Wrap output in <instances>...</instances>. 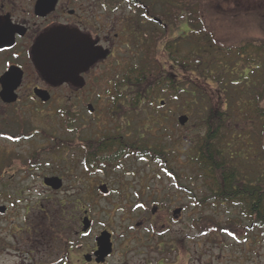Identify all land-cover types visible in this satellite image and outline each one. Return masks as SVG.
<instances>
[{
	"label": "flooded vegetation",
	"instance_id": "1",
	"mask_svg": "<svg viewBox=\"0 0 264 264\" xmlns=\"http://www.w3.org/2000/svg\"><path fill=\"white\" fill-rule=\"evenodd\" d=\"M206 3L208 6V0L199 4L195 0H0V258L15 257L17 264H229L222 235L238 231L225 225L211 230L219 240L202 242L200 253L199 242L193 247L176 236L162 237L177 228L172 223L181 222L183 212H174L176 208L158 212L162 206L150 208L139 202L140 219L134 226L123 227L130 235L122 243L125 236L119 238L112 219L106 223L91 212L87 199L98 196L96 191L87 194L77 189L69 208L63 204L57 208L51 202L54 192L65 189L63 176L54 168L67 165L64 154L71 142L65 138L66 131H75L79 137L78 153L85 170L123 166L119 162L123 150L125 158L134 155L136 148L149 151L145 138L138 141L140 146L126 138L133 127L121 128L125 111L129 113L125 117L134 118V97L128 91L133 83L110 82L109 92L114 89V95L104 98L103 65L111 67L107 61L119 51L135 55L133 60L136 55L144 56L150 35L164 41L165 50L160 54L167 53L166 39L171 32L178 38L180 50L183 39L197 31L189 25V10L184 19L182 9L206 8ZM55 30L65 32L68 48L69 41H74L71 44L82 51L85 63L74 78L61 82L42 75L37 61L40 46L44 53L43 39ZM153 46L158 48V44ZM113 118L118 129L110 128ZM39 168H50V172L39 177ZM53 177L61 179L60 188L46 183V178ZM40 178L43 193L52 194L44 198L48 205L32 200L37 198L34 184ZM98 188L99 197L105 199L118 193L108 181L102 180ZM123 194L122 198L131 199L130 193ZM17 204L19 210L14 209ZM10 237L13 239L8 240ZM196 252L199 255L194 259Z\"/></svg>",
	"mask_w": 264,
	"mask_h": 264
},
{
	"label": "rangeland",
	"instance_id": "2",
	"mask_svg": "<svg viewBox=\"0 0 264 264\" xmlns=\"http://www.w3.org/2000/svg\"><path fill=\"white\" fill-rule=\"evenodd\" d=\"M208 1L209 7L206 3L205 5L207 7L205 6L206 8H202L199 13L203 15L204 21V23L200 25L204 27V30L209 28V45H215L214 40L220 42H238L245 38H264V19L257 16L258 9L254 6H259V0ZM189 24L192 29H196L199 25L198 21H192ZM169 35L170 36H168L166 40L176 41L178 39L172 35V32L169 33ZM163 42L155 40L153 35H150V38L146 41L147 49H145L144 52L147 56H144L148 58L149 55H153V60L161 64L162 68H165L166 71V69H170L171 61H169V50H167V53L160 54L162 50H165ZM181 43H183V41ZM157 44L158 48H155L153 45ZM180 48V50L177 49L178 52L175 54L179 55V59L182 60L181 56L184 54V46L180 44ZM121 53L123 52L119 51L115 53L116 57H112L107 61V64L112 65L111 67L105 68L107 66L103 65L104 70L102 72L101 88L104 98L114 95V89L109 92L110 82L114 83L119 80L125 81L126 75L129 72L128 70L139 64L140 56L136 55L133 60L132 57L135 55L132 56V54H130L126 56V54L122 55ZM215 55L218 58L224 57V53L219 51H217ZM144 56L140 58L143 59ZM193 80L196 81L197 85L200 84L201 87H206L210 84L209 81L199 79L196 74ZM182 85H184L185 89H190L191 86V84ZM162 87L165 86L162 85ZM156 89L157 88L154 90ZM207 90L209 96L215 98V95L212 96L210 88ZM132 95L133 94L130 96ZM149 96L150 95H148L145 103L143 102L139 104V106H135L134 118L125 117L129 114L127 110L125 111L127 114L120 119L123 123L121 128L124 126L127 127L128 125L133 127L131 135L126 136V138L132 139L131 142H135L136 146H140V143H138L140 138L141 140L145 138L146 146L150 147V156H148V158L144 160L140 159V156H138L140 154L137 153L134 155L130 154L129 158H125L126 154L123 150L121 154L124 155V157L119 158V162L123 164V166H117L108 170L101 168L97 170H88L87 168V170H85L83 159L79 158L80 154L78 153L80 146L79 137H76L75 131H66V134H64L65 138L71 142L70 148H68L64 154L67 165L58 169H56V166L54 168V171H58L57 173L63 176L65 189L56 191L53 195L47 192L43 193L45 188L40 178L36 185L34 184V187L37 189L35 193L37 198L32 200L37 202V204L42 202L44 205H48L49 202L44 201V198L46 195H52L53 198L51 202H54L57 208H60L62 204L64 208H69L70 206L68 203L73 200L72 194L76 193L77 189L82 191L85 190L87 194L91 191H96L98 196L87 199V202L91 205V212H95V215H99L100 220L106 223L112 219L111 221L115 224L119 238L122 235L125 236V238L122 239V243L125 241L127 243V240H129L130 232L127 231L126 227L134 226V222L140 219L142 208L137 207L139 202L146 203L150 208L154 204L162 206V210L158 212H167L182 206L184 210L182 211L183 218L181 222L177 221V223H172L173 227L177 228L171 232L168 230L169 234L166 232L162 237L169 235L176 236L181 239V241L190 242L193 247L197 246L199 242L198 249L201 253L204 247L202 242L219 240L211 230H208L207 233L202 232L206 231L203 224L204 226L210 224L208 221L209 217L216 222H220L222 226L235 222L238 226L234 224V232H238L232 235L225 233V235H222L221 239L228 245L227 248H224V253L226 257L230 258L229 264H264L263 224H257L251 228L253 225L252 220L247 217L244 212V207H241L240 204H222L217 201H212L211 199H207L204 203L200 202L201 199L208 195L206 178L200 176V174L198 175V166H195L187 155H192V152H188L190 144L195 141L198 142L201 135L204 133L201 121L203 114L192 109L190 105L185 104V102L190 101L192 97L186 93L181 94L177 100H167V98L162 99L161 97L154 99L153 96H155V94ZM206 104L207 102L203 105ZM199 106L202 107L201 104H199ZM182 114L189 116V122L184 126L178 121V117ZM155 117L160 119L156 121L157 124L154 123L153 118ZM240 117L241 118L236 121L235 124L237 133L241 131L245 133L247 131H252L255 124V113L245 110ZM34 121L39 122L37 120ZM109 124L111 125V129H118V121L115 118H113L112 121L110 119ZM158 124L159 126H157ZM233 126L229 128L226 134L228 139L231 137V128ZM225 130L222 131L224 135ZM56 133L58 134V132ZM259 134L261 133L257 131V136L251 141L252 143L257 144L260 141ZM40 143H42V138L37 144L40 145ZM156 144H158V147H156ZM159 146L163 147L161 153L164 157L162 161L165 164H160L158 159L151 156L153 152L158 151ZM25 147L26 146H24V148ZM66 147L67 145H65V148ZM185 148L187 149L185 150ZM136 151L138 150H135V152ZM258 152L264 157V143L262 146L258 147ZM44 154H47V152H44ZM168 168L173 169L174 172L178 174L176 178L179 180H175L166 172L165 169ZM49 169L50 168H39L36 173H38L40 177L50 172ZM104 171H107L106 174H103ZM102 180L108 181V183L117 190L118 193L115 192L117 193V195L115 194L116 196L106 199L105 197H99L100 192L98 187ZM85 184L86 188L83 187ZM125 191L131 194V199L122 198V195H124L123 192ZM2 201L3 200H0V202ZM70 205L72 206L71 203ZM114 205H116V207ZM14 209L19 210V204H17ZM132 212H134V214ZM149 212H151V209ZM96 225L99 224L96 223ZM124 226L126 227L123 228ZM236 227H239V229L237 230ZM12 239L11 237L8 238V240ZM122 243L120 240L119 244L121 245ZM186 246L190 247L188 244H186ZM218 251L219 247L216 246L215 252ZM197 255H199L198 252L195 253L194 259H196ZM119 256H121V250L119 251ZM200 256L202 255L200 254ZM205 256L206 255H203V257ZM16 262H19V260L15 257L0 258V264H17Z\"/></svg>",
	"mask_w": 264,
	"mask_h": 264
},
{
	"label": "trees",
	"instance_id": "3",
	"mask_svg": "<svg viewBox=\"0 0 264 264\" xmlns=\"http://www.w3.org/2000/svg\"><path fill=\"white\" fill-rule=\"evenodd\" d=\"M195 1L199 4L202 0ZM259 2L258 7L254 6L258 9L257 16L264 19V0ZM187 10L188 21H198L199 25L194 32L196 35H188L181 43L184 46L182 60L175 54L178 52L176 41L166 40L170 69L165 71L153 60V55L140 58L139 64L130 68L126 75L125 81L133 83L128 91L135 95H132L135 106L143 103L148 95L155 94L154 99L161 97L167 100H177L183 93L190 95L192 99L186 100L185 104L203 114L204 133L198 142L190 144L188 152L192 155H187L198 166V175L206 178L208 195L200 202L211 199L222 204H240L253 224L264 225V157L258 152V147L264 143V38H245L238 42L214 40L215 45H209V28L204 30L200 25L204 23L203 15L199 13L202 8H183L184 19ZM217 51L223 52L224 57H216ZM195 74L210 84L206 87L197 85L193 80ZM182 84H191L190 89H185ZM208 88L215 98L209 96ZM205 102L207 104L203 105ZM245 110L255 113L253 130L237 133L236 121ZM153 119L155 124L160 120ZM231 126L232 134L228 139L226 134ZM257 131L261 133L260 141L254 144L251 141L257 136ZM161 149L163 147L159 146V152H153L151 156L165 164ZM135 150L134 154H140L141 158L150 156L146 149L140 147ZM165 170L172 178L178 179L173 169ZM208 221L209 225L203 224L206 231L223 228L220 222L210 217ZM234 224L238 226L235 222L225 226L234 231Z\"/></svg>",
	"mask_w": 264,
	"mask_h": 264
},
{
	"label": "water",
	"instance_id": "4",
	"mask_svg": "<svg viewBox=\"0 0 264 264\" xmlns=\"http://www.w3.org/2000/svg\"><path fill=\"white\" fill-rule=\"evenodd\" d=\"M64 34V31H53L49 37L43 39L46 43L44 46V53L41 54L40 52L41 47L43 46H40L38 49L39 52H37L40 73L51 80L59 82L74 78V76L78 74L77 69L85 64L81 59L83 56L82 51L74 48L72 46L74 41L71 40L70 42V39H68L70 44V47L68 48ZM102 57L105 58L106 53H103ZM188 120L189 117L185 114L178 118L181 125H185ZM46 183L53 185L55 189L60 188L62 185V181L58 177L46 178ZM174 212H182V208H176ZM105 244L104 241V246Z\"/></svg>",
	"mask_w": 264,
	"mask_h": 264
},
{
	"label": "snow or ice",
	"instance_id": "5",
	"mask_svg": "<svg viewBox=\"0 0 264 264\" xmlns=\"http://www.w3.org/2000/svg\"><path fill=\"white\" fill-rule=\"evenodd\" d=\"M137 207H142L141 205H137ZM230 235H232V233H229Z\"/></svg>",
	"mask_w": 264,
	"mask_h": 264
}]
</instances>
